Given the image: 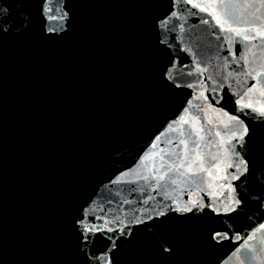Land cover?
<instances>
[{"label":"water","instance_id":"95a60500","mask_svg":"<svg viewBox=\"0 0 264 264\" xmlns=\"http://www.w3.org/2000/svg\"><path fill=\"white\" fill-rule=\"evenodd\" d=\"M0 264H264V0H0Z\"/></svg>","mask_w":264,"mask_h":264}]
</instances>
